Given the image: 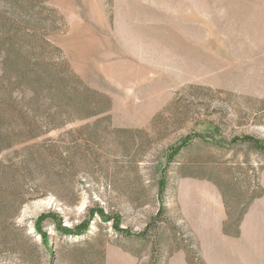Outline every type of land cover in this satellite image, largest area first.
<instances>
[{
	"label": "rangeland",
	"instance_id": "1",
	"mask_svg": "<svg viewBox=\"0 0 264 264\" xmlns=\"http://www.w3.org/2000/svg\"><path fill=\"white\" fill-rule=\"evenodd\" d=\"M68 95L103 112L23 137ZM0 116V264H264V0H0Z\"/></svg>",
	"mask_w": 264,
	"mask_h": 264
},
{
	"label": "trees",
	"instance_id": "2",
	"mask_svg": "<svg viewBox=\"0 0 264 264\" xmlns=\"http://www.w3.org/2000/svg\"><path fill=\"white\" fill-rule=\"evenodd\" d=\"M41 47L43 48V50H50V49L56 50V48L48 42L43 43V45ZM60 60H62V59H60ZM24 61H25V59H24ZM53 66L56 68H60V67L65 68L66 64L64 61H59V62H55L53 64ZM20 72L26 76V79L30 80V85H31L30 89L33 91L34 95L37 94L36 91L38 90L37 88L34 89V84H36L38 87L41 85H47V83H49V82H47L45 77L43 78V76H41V75L31 73L29 70H22ZM49 72L52 75H54L55 78H57V79L60 78L59 72H53V71H49ZM36 76H39V77H36ZM34 90H36V91H34ZM65 100H66L65 104H66L67 108L65 109L62 106L57 107V111H55V113H54L55 121L54 120L50 121V122L28 121V123L25 125L26 131H25V135H23V137L28 139V140L33 139V138H37V137L45 135V134H47L53 130L60 129L61 127L67 125L68 123L74 122V119L88 118L90 116L98 115V114H101L103 112V111H101L102 109H94L87 102L78 101L77 99H74V97H72L71 95H68ZM65 115H67L68 117ZM0 120H2L1 116H0ZM50 120H52V119H50ZM241 140H243L244 142L251 143L258 151H261L264 153V141L254 139V138L249 137V136H245ZM189 142H191V139H185L182 142V146L174 150L173 154H171L168 157V163L169 164L172 162V160L177 155L180 154V152L183 149H185L188 146ZM168 153H170V152H168ZM165 187H166V180L164 179V181L162 180L160 182V189L162 192L164 191ZM252 201H253V198H251V202ZM99 213H100V215L104 216L103 211H99ZM243 214H244V212L241 213V218H242ZM53 220H55V218H53ZM224 227H227V225H225ZM64 231L67 234L73 233L72 231H69V230H63L62 233ZM122 233L127 234L126 231H124Z\"/></svg>",
	"mask_w": 264,
	"mask_h": 264
},
{
	"label": "crops",
	"instance_id": "3",
	"mask_svg": "<svg viewBox=\"0 0 264 264\" xmlns=\"http://www.w3.org/2000/svg\"><path fill=\"white\" fill-rule=\"evenodd\" d=\"M180 206L185 219L202 242L204 232L215 227L221 229L226 218L224 201L217 187L209 181L200 183L194 179H186L180 185ZM198 195V196H197ZM199 198V199H198ZM223 214L217 219V209L221 208ZM260 249L264 251V237L260 240Z\"/></svg>",
	"mask_w": 264,
	"mask_h": 264
}]
</instances>
